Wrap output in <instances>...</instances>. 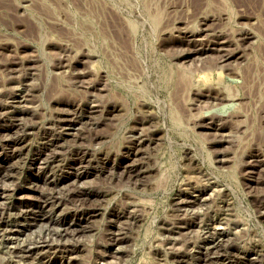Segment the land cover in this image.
Wrapping results in <instances>:
<instances>
[{"label": "rangeland", "instance_id": "rangeland-1", "mask_svg": "<svg viewBox=\"0 0 264 264\" xmlns=\"http://www.w3.org/2000/svg\"><path fill=\"white\" fill-rule=\"evenodd\" d=\"M7 125L0 264H264V0H0Z\"/></svg>", "mask_w": 264, "mask_h": 264}, {"label": "bare ground", "instance_id": "bare-ground-1", "mask_svg": "<svg viewBox=\"0 0 264 264\" xmlns=\"http://www.w3.org/2000/svg\"><path fill=\"white\" fill-rule=\"evenodd\" d=\"M218 74L220 75V77H222L223 76V74H222V72L221 71H218ZM202 76L201 77H207V73L206 72H204V73H202L201 74ZM212 75V74H211ZM210 76V75H209ZM202 79V78H201ZM207 80V79H206ZM207 82V81H206ZM219 93H221V92H219ZM218 94V93H217ZM220 95V94H219ZM76 112V111H75ZM75 114V113H74ZM78 114V113H77ZM76 115V114H75ZM78 116H66L64 119H62L63 120V125L64 126H72L77 120H79L78 118H77ZM81 119V118H80ZM15 123V122H14ZM12 124V123H11ZM12 126L11 125H7V126H0V131L1 130H8V129H10ZM63 127V126H62ZM26 129V128H25ZM26 132V131H25ZM22 133V132H21ZM24 135H21V136H16V137H14V136H10V137H8L7 139H6V142H5V144H6V146L7 147H13V151L8 155V156H10V157H15V156H17V154H18V150L20 149V147H19V145H20V143L22 142V141H24ZM2 140V139H1ZM5 147V146H4ZM21 151H22V149H20ZM56 156V155H55ZM83 158H85L84 156H82V157H80V160H83ZM258 161H261V160H258ZM80 163H81V161H80ZM2 165H4V162L2 163ZM48 165V164H47ZM75 174V176L77 177L78 176V174L79 173H74ZM3 176V177H6V176H8V175H11V171H10V168H8V167H6L5 165L4 166H2V167H0V176ZM59 180V179H58ZM54 182V181H53ZM60 182V181H59ZM4 188V187H3ZM70 190V189H69ZM0 194H3V196L5 195V194H7L8 193V189H0ZM78 191V190H77ZM74 188H73V190H71V192H73L74 194L73 195H75V196H81L82 194H84V195H87V197L88 196H90V194L88 193V192H83V190H80V191H78L77 192ZM11 192V191H10ZM69 193V192H68ZM74 197V196H73ZM78 198V197H77ZM86 199V198H85ZM83 201V200H82ZM81 201V202H82ZM47 202H48V200L46 199V198H44V196L42 197V200H41V203H42V207H43V209L46 207V204H47ZM91 205V204H90ZM39 206V205H38ZM92 206V205H91ZM181 206V205H180ZM7 207V206H6ZM2 210H3V208H2ZM26 210H28V209H26ZM5 211V210H4ZM95 211V210H94ZM23 215H28V214H30V213H28L27 211H24L23 213H22ZM264 214V213H263ZM34 215H35V217H34V219H33V222H39V221H45L44 219H48V222H51V223H53V224H60V228H58V230L56 231V233L58 234V236H59V238H60V240H61V238L63 239V238H67L68 236H71V235H73L74 233H75V231H76V228H74L73 227V222H67L66 220H65V215H62V214H60L59 216H61V217H57V218H53V217H47V214L46 213H44V214H35L34 213ZM2 217V216H1ZM64 218V219H63ZM46 223V222H45ZM39 224H42L41 222L39 223ZM55 226V225H54ZM78 227V226H77ZM27 229V228H26ZM49 229H51V228H49ZM53 229V228H52ZM56 229V228H55ZM54 230V229H53ZM22 231V230H21ZM26 231V230H25ZM37 231V230H36ZM54 231V232H55ZM216 231V230H215ZM51 232H53V231H51ZM216 232H218V231H216ZM13 233V232H12ZM220 235H221V232H218ZM18 234V233H17ZM217 233H214V235H216ZM46 235H49V234H46ZM46 235H45V238L43 239V237H42V240H40L36 245H35V243L33 244L32 243V245H27L26 247H25V252H26V256L27 257H29V256H33V255H36V252H38L39 253V251H41V252H44V248H46V247H49V248H58V247H62V246H64V247H67V248H65V249H67L66 251H67V256L69 255H72L74 252H75V250H76V247L75 246H73V245H71V244H67V242H69L68 241V239H66L67 240V242H64V243H61L60 245H58L59 243L58 242H55V240L53 239H51L52 237H50L49 238V236L48 237H46ZM56 237V236H55ZM119 237H120V235H119ZM9 238V237H8ZM58 238V239H59ZM56 240H57V238H56ZM64 240V239H63ZM66 240H64V241H66ZM7 242H8V244L9 245H11L10 247L12 248V249H14V250H17L18 249V247L15 245V239L14 238H10V239H7ZM24 244V243H23ZM31 244V243H30ZM69 246V247H68ZM208 247L207 248H205V250H203L202 251V254H200L201 256H200V258L202 259V262H209V261H220L221 263L222 262H224V261H226L227 262V264H230V263H232V259H231V257H229V255L228 254H226L225 252H224V247L222 248V244H220V242H217V240L216 241H212V242H209L208 243V245H207ZM63 247V248H64ZM205 247V246H204ZM19 250V249H18ZM23 250H24V248H23ZM48 250H50V249H48ZM51 250H54V249H51ZM22 251V250H21ZM45 251H47V249H45ZM62 251V250H61ZM17 252V251H16ZM54 252V251H53ZM24 253V252H23ZM46 254V253H45ZM49 254V253H48ZM26 256H24V257H26ZM37 256H38V254H37ZM49 256V255H48ZM66 256V255H65ZM64 256V257H65ZM71 257V256H70ZM23 258V257H22ZM33 260V259H32ZM222 260H224V261H222ZM235 261V260H234ZM236 262H238V261H236ZM247 262H250V260L249 259H245V260H243L242 262H241V264H248ZM38 264V263H37ZM40 264V263H39ZM202 264H204V263H202ZM211 264V263H210ZM213 264V263H212ZM214 264H215V262H214ZM240 264V263H239Z\"/></svg>", "mask_w": 264, "mask_h": 264}]
</instances>
